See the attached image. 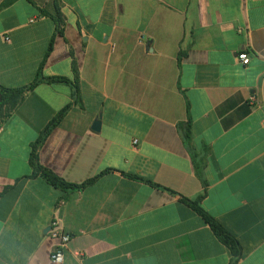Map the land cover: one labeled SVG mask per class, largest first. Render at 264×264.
I'll list each match as a JSON object with an SVG mask.
<instances>
[{
    "label": "crops",
    "instance_id": "crops-1",
    "mask_svg": "<svg viewBox=\"0 0 264 264\" xmlns=\"http://www.w3.org/2000/svg\"><path fill=\"white\" fill-rule=\"evenodd\" d=\"M73 64L78 99L40 81L0 106V264H57L54 216L59 264H264V0H0V87ZM65 106L36 149L63 189L30 153Z\"/></svg>",
    "mask_w": 264,
    "mask_h": 264
},
{
    "label": "trees",
    "instance_id": "trees-1",
    "mask_svg": "<svg viewBox=\"0 0 264 264\" xmlns=\"http://www.w3.org/2000/svg\"><path fill=\"white\" fill-rule=\"evenodd\" d=\"M72 70H73V74H74L73 80H69V79L62 77V76H41L39 74L40 72H38L36 78L32 82L27 84L26 86H22L19 88H2V87H0V94H1L0 106H2L15 93H21L25 89H31L37 82H40V81H45V82H49V83H56V82L70 83L74 88L73 98H74V100H76L79 97V91H78V70H77L75 64H73ZM68 107L69 106H65L63 109H61L59 112L56 113V115L51 120V122L44 128L39 139L35 143L32 144V150L30 153V163L34 167V169L37 171H40L42 177L46 181H48L50 184L57 186V187H60V188H63V189L74 188L77 186L74 184H69V183L64 182L62 179L57 177L51 171L42 168L38 164V157H37L36 149H37V146L40 142L41 136H43V134H45L46 131L51 126L55 125L59 121V119L63 116L65 111L68 109ZM182 127H183L182 128L183 139L185 140V142L188 143L190 140V126H189V124L186 123ZM193 207L201 214L203 219L212 227V229L219 236V238L230 248V250L232 251V254H233V259H232V262H233L239 254V246H238V242L236 241V239L233 236H231L226 230H224V228H222V226L218 222H216L211 216H209L206 212H204L202 210V208L197 206L195 203L193 204Z\"/></svg>",
    "mask_w": 264,
    "mask_h": 264
},
{
    "label": "built area",
    "instance_id": "built-area-1",
    "mask_svg": "<svg viewBox=\"0 0 264 264\" xmlns=\"http://www.w3.org/2000/svg\"><path fill=\"white\" fill-rule=\"evenodd\" d=\"M238 59L242 64H246L249 61L245 52L239 53ZM48 235L54 241L50 258L52 262L59 264L63 261V253L70 240V234L64 230L62 221L58 216H54L50 220Z\"/></svg>",
    "mask_w": 264,
    "mask_h": 264
},
{
    "label": "water",
    "instance_id": "water-1",
    "mask_svg": "<svg viewBox=\"0 0 264 264\" xmlns=\"http://www.w3.org/2000/svg\"><path fill=\"white\" fill-rule=\"evenodd\" d=\"M99 126H100V121L98 119L93 120L92 126H91L92 129L98 130L99 129Z\"/></svg>",
    "mask_w": 264,
    "mask_h": 264
}]
</instances>
